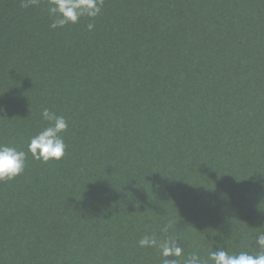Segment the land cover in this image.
<instances>
[{
  "label": "trees",
  "instance_id": "obj_1",
  "mask_svg": "<svg viewBox=\"0 0 264 264\" xmlns=\"http://www.w3.org/2000/svg\"><path fill=\"white\" fill-rule=\"evenodd\" d=\"M48 8L0 0V145L26 153L0 182V264L264 253V0H103L55 29ZM44 109L68 123L60 160L28 152Z\"/></svg>",
  "mask_w": 264,
  "mask_h": 264
},
{
  "label": "clouds",
  "instance_id": "obj_2",
  "mask_svg": "<svg viewBox=\"0 0 264 264\" xmlns=\"http://www.w3.org/2000/svg\"><path fill=\"white\" fill-rule=\"evenodd\" d=\"M37 0H23V6L36 3ZM103 0H48V11L52 17L51 28L64 27L75 24L83 16L94 18L101 12ZM93 24H89L91 30ZM43 118L49 121V126L33 136L28 144V152L34 159L48 162L60 160L65 155L66 144L61 133L68 128L63 116H58L49 109H44ZM26 166V153L15 147L0 145V182L9 181L20 175ZM167 228H165V231ZM256 243L264 249V233L258 234ZM139 244L141 247H159L161 254L166 257H180L183 249L173 240L159 243L154 237H143ZM212 264H264V253L252 255L247 252L230 255L224 250L210 253ZM164 264H178L176 260L165 259ZM185 264H200L199 256L193 254Z\"/></svg>",
  "mask_w": 264,
  "mask_h": 264
}]
</instances>
